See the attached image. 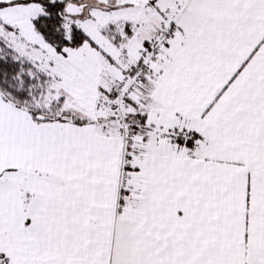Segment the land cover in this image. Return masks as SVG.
<instances>
[{
    "label": "snow or ice",
    "instance_id": "obj_1",
    "mask_svg": "<svg viewBox=\"0 0 264 264\" xmlns=\"http://www.w3.org/2000/svg\"><path fill=\"white\" fill-rule=\"evenodd\" d=\"M0 264H264V0H0Z\"/></svg>",
    "mask_w": 264,
    "mask_h": 264
}]
</instances>
